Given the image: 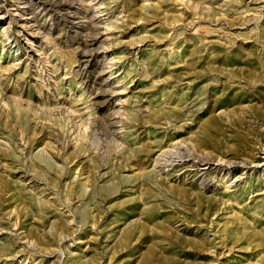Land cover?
<instances>
[{"label":"rangeland","instance_id":"rangeland-1","mask_svg":"<svg viewBox=\"0 0 264 264\" xmlns=\"http://www.w3.org/2000/svg\"><path fill=\"white\" fill-rule=\"evenodd\" d=\"M261 161L264 0H0V264H264Z\"/></svg>","mask_w":264,"mask_h":264},{"label":"bare ground","instance_id":"bare-ground-1","mask_svg":"<svg viewBox=\"0 0 264 264\" xmlns=\"http://www.w3.org/2000/svg\"><path fill=\"white\" fill-rule=\"evenodd\" d=\"M55 4H56V3H55ZM50 7H51V6H50ZM165 148H166V147H165ZM179 159H180V158H179ZM193 160H194V159H193ZM173 162H175V161H173ZM261 162H262V161H261ZM261 162H260V163H261ZM263 162H264V161H263ZM263 162H262V163H263ZM216 163H217V162H216ZM257 163H258V162H257ZM171 164H172V163H171ZM214 164H215V163H214ZM221 164H222V163H221ZM255 164H256V163H255ZM227 165H229V164H227ZM251 165H252V164H251ZM257 165H258V164H257ZM227 171H228V170H227Z\"/></svg>","mask_w":264,"mask_h":264}]
</instances>
